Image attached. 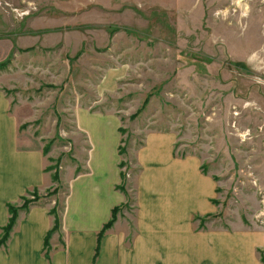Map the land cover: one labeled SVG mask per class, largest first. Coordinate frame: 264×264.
Masks as SVG:
<instances>
[{
  "label": "rangeland",
  "instance_id": "374dc122",
  "mask_svg": "<svg viewBox=\"0 0 264 264\" xmlns=\"http://www.w3.org/2000/svg\"><path fill=\"white\" fill-rule=\"evenodd\" d=\"M0 94L52 178L27 201L59 214L87 153L75 111L110 114L128 194L117 217L135 208L134 151L171 132V196L202 191L171 225L252 234L264 261V0H0Z\"/></svg>",
  "mask_w": 264,
  "mask_h": 264
},
{
  "label": "crops",
  "instance_id": "0c3cea01",
  "mask_svg": "<svg viewBox=\"0 0 264 264\" xmlns=\"http://www.w3.org/2000/svg\"><path fill=\"white\" fill-rule=\"evenodd\" d=\"M8 109L7 99L0 94V237L10 217L8 204L16 205L28 193L53 185L42 146L25 144L18 120ZM74 126L87 153L83 171L68 181L60 230L46 249L54 207L31 206L28 213L20 214L10 239L0 247V264H175L173 256L177 264H263L255 257L259 245L255 246L252 234H192L171 225L178 212L199 201L201 191L192 182L191 188L171 196V185H176L171 179V132L146 134L134 151L132 165L138 170L128 187L133 215L128 222L124 215L117 217L99 241L113 209L128 202V194L119 189L124 184L121 123L116 116L79 108Z\"/></svg>",
  "mask_w": 264,
  "mask_h": 264
},
{
  "label": "trees",
  "instance_id": "16d2710c",
  "mask_svg": "<svg viewBox=\"0 0 264 264\" xmlns=\"http://www.w3.org/2000/svg\"><path fill=\"white\" fill-rule=\"evenodd\" d=\"M122 153H123V149H122V146H120V155H122ZM120 167H122V168L125 167V163L123 161L120 163ZM124 179H125V175L122 173V180L124 181ZM119 189L126 193L124 184H121ZM35 193H37V191L30 192V193H28L27 196L22 197L21 202L24 203V207H22V208H16V205H14V204H8L7 208H8V213H9L10 217H9L8 224L1 229L2 234H1V237H0V247L6 245V243L10 239V235H11L13 229L15 228V226L17 225V222L19 220L20 214L21 213H28V210H29V208L31 206L37 205V202L27 201V198L29 196H32ZM124 208L125 207H123V209ZM120 210H121L120 207H116V208L113 209L112 217H111L110 221L108 223H106V225L101 230L99 241L101 240V237L103 236V234L108 229L112 228V226L115 224V222L117 220V215L120 212ZM50 213L54 217V227L48 233L47 238H46V243H45L46 246H45V248L46 249L48 248V250H49V240H50L51 236L54 233H57L60 230V228H61V222H62L61 213H62V209H60L59 214L57 213V210L55 208L52 209ZM97 251H99V247H98ZM46 255H48V254H46ZM261 262L264 264V261L261 260Z\"/></svg>",
  "mask_w": 264,
  "mask_h": 264
}]
</instances>
